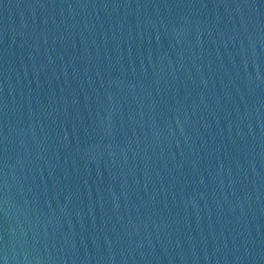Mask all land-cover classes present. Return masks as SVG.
<instances>
[{
  "label": "water",
  "instance_id": "95a60500",
  "mask_svg": "<svg viewBox=\"0 0 264 264\" xmlns=\"http://www.w3.org/2000/svg\"><path fill=\"white\" fill-rule=\"evenodd\" d=\"M3 264H264V0H0Z\"/></svg>",
  "mask_w": 264,
  "mask_h": 264
},
{
  "label": "snow or ice",
  "instance_id": "6c2138e0",
  "mask_svg": "<svg viewBox=\"0 0 264 264\" xmlns=\"http://www.w3.org/2000/svg\"><path fill=\"white\" fill-rule=\"evenodd\" d=\"M0 264H3V261L2 260H0Z\"/></svg>",
  "mask_w": 264,
  "mask_h": 264
}]
</instances>
